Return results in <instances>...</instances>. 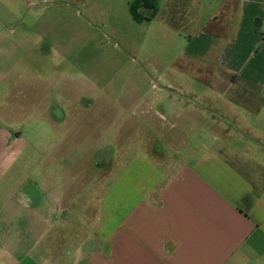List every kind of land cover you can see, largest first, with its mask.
<instances>
[{"label": "crops", "instance_id": "0c3cea01", "mask_svg": "<svg viewBox=\"0 0 264 264\" xmlns=\"http://www.w3.org/2000/svg\"><path fill=\"white\" fill-rule=\"evenodd\" d=\"M171 1L174 17L204 18L185 54L221 96L168 112V135L182 140L168 141L165 161L144 147L115 190L95 196L76 191L75 175L45 177L44 160L42 174L27 175L26 145L0 127V264H264V143L249 141L254 125H237L241 104L257 114L264 103V0ZM254 92L260 100L246 101ZM189 117L212 138L190 145Z\"/></svg>", "mask_w": 264, "mask_h": 264}, {"label": "rangeland", "instance_id": "374dc122", "mask_svg": "<svg viewBox=\"0 0 264 264\" xmlns=\"http://www.w3.org/2000/svg\"><path fill=\"white\" fill-rule=\"evenodd\" d=\"M133 1L0 0V127L14 139L19 133L18 143L26 145L27 175L42 174L44 160L45 177L75 175L82 181L77 192L115 190L122 164L144 147H160L164 162L168 141L181 142L182 135H168V112H198L208 97L221 96L206 85L208 74L197 72L205 67L185 54L204 18L174 17L171 0H156L153 13L150 0L138 8L137 20ZM250 95L246 101L260 100L259 93ZM243 105L239 129L247 133L245 124L254 125L249 141L264 143V103L257 114ZM187 126L190 145L214 133L206 135L192 117ZM106 160L112 169L101 188Z\"/></svg>", "mask_w": 264, "mask_h": 264}, {"label": "trees", "instance_id": "16d2710c", "mask_svg": "<svg viewBox=\"0 0 264 264\" xmlns=\"http://www.w3.org/2000/svg\"><path fill=\"white\" fill-rule=\"evenodd\" d=\"M147 1H150V0H134L132 2V4H131V12L134 15V17L137 18V20H141L142 19V17L137 14L138 8L141 5H143L144 3H146ZM153 2H155V0H153ZM153 7H154L153 13H157V10L155 9L156 7H155L154 3H153ZM150 8H152V6H150Z\"/></svg>", "mask_w": 264, "mask_h": 264}]
</instances>
